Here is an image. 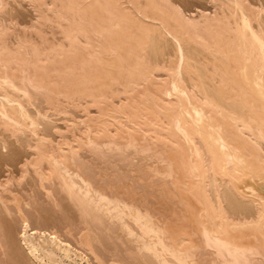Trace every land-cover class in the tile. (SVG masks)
Instances as JSON below:
<instances>
[{
    "label": "bare ground",
    "instance_id": "obj_1",
    "mask_svg": "<svg viewBox=\"0 0 264 264\" xmlns=\"http://www.w3.org/2000/svg\"><path fill=\"white\" fill-rule=\"evenodd\" d=\"M2 3L3 0H0V5ZM219 4L218 8L222 14L215 10L212 15L201 12L195 17L187 16L180 6L170 0H66L63 7L71 11L73 19L70 20L69 28L64 29L67 31L63 30L67 46L61 44L50 48L57 47L55 58H50L48 53L51 52L47 53L37 45H33L32 51L28 52L27 42H22L23 40L19 41L16 48L0 44V85L16 92H20L15 84L18 76L15 75L16 69L24 72L30 66L38 67L39 63L46 61L48 65L43 66L42 74L29 72V79L40 81L41 86L43 79H47L44 75L48 74L49 68L52 70L51 67L54 69L58 64L61 67L54 69H59L56 71L58 76L73 75L65 81L66 86L68 84L70 87L78 82L96 84L100 79L102 81L100 80L99 84L102 86H99H106L107 89L113 83L122 86L119 92L117 89L113 91V85L109 92L100 91L97 94H90V91L88 94L83 87L82 90H72L75 93L82 91V94L84 90V93L93 97L92 103L100 105L98 116L89 118L86 112L88 109L84 107L86 120L80 121L83 124L80 136L71 133V138L66 142H57V146L51 145L52 147L49 145L50 148L46 147L48 149L37 146V157L30 163L40 181L60 176L64 181V188L79 194L83 203L87 201L90 205L92 202L100 209L105 205V210L109 212L123 213L124 208L129 209L130 216L145 236L153 234L156 237V242L154 239L151 241L153 244H148H151L152 250L161 249L160 258L163 257V262H167L166 256L170 254V257L177 259L176 262L179 261L180 264H191L189 260L186 261L187 253H184L192 249L193 240L189 231L187 232L188 229L180 226L178 229L168 230L163 225L155 226L151 219L143 222L142 215H145L132 206L133 204L120 203L117 199L106 197L107 195L96 190L82 176L78 177L84 185H78V181L70 177L67 162L76 153V149L81 148L83 144L94 143L97 138L126 134L132 139H137L139 134H143L163 145L167 150L165 153L171 154L168 153V157H171L172 164L178 167L177 173L184 174L177 178L184 188H180L183 192H178L188 196L187 200H181L189 202L186 204L189 212L196 208L194 214L190 212L191 217L194 215L195 220L198 219L196 216L203 217L197 220L195 226L201 230L196 231L203 233L206 243H214L222 256L231 255L236 264H250L248 254L257 253L261 249L264 253V198L258 195L256 188L258 181L264 184V28L263 23L258 24V28L253 27L254 14L241 0H222ZM164 36H169L175 42V60L167 64H160V61H141L146 45L150 41L154 43V40H159L156 41L158 44L155 42L157 45L162 44L160 40ZM192 42L202 46L204 51L215 57L212 62H205L208 73L206 77L205 72L200 71L204 63H199L201 66L199 65L198 69L199 66L194 64L198 61L197 58L194 60L195 57H191L187 51L188 43ZM37 69L41 68L34 70ZM160 71L165 74L164 78L156 76ZM108 77L110 83L107 86L103 79L104 82L105 78L108 81ZM205 79L214 84L206 86ZM49 80L51 82L52 78L49 77ZM10 94H4L2 98L5 100H0V115L4 125L9 124L11 127L15 124L19 129L24 128L25 121L22 120L28 117L33 126L29 131L36 135L35 116L34 120L31 119V116H28L30 112L24 110L26 107L24 108L20 98H15L14 94L11 98ZM1 95L3 96V93ZM113 98L118 99V102L113 101ZM14 102L18 104L17 108L9 109L8 106H12L10 103ZM71 123L75 126L80 124L76 119ZM40 139L37 138L39 143ZM168 157L170 165L171 160ZM175 165L171 176L176 171ZM167 169L168 167L166 171ZM153 170L160 172V168ZM222 184L241 199H250L254 203V211L242 215L243 217L231 215L224 207L218 189ZM210 186H216L213 193L209 191ZM262 188L264 189L263 185ZM197 203L199 206L196 207ZM190 205L194 209H191ZM29 227L26 217L23 218V243L36 262L84 264L87 257L85 254L91 253L97 264H101L88 235L81 236L77 241L83 248V252L78 254L70 242L65 243L60 239L54 229L45 233ZM165 234H169L170 241ZM165 237L171 243H166ZM246 237H253V240L259 238L260 243L249 242ZM146 248L150 249V245ZM43 252L46 253L45 258L49 257L50 261H43Z\"/></svg>",
    "mask_w": 264,
    "mask_h": 264
},
{
    "label": "rangeland",
    "instance_id": "obj_2",
    "mask_svg": "<svg viewBox=\"0 0 264 264\" xmlns=\"http://www.w3.org/2000/svg\"><path fill=\"white\" fill-rule=\"evenodd\" d=\"M36 1L37 0H3L2 5H0V31L4 33L0 32V44L10 48H16L19 41L23 40L22 42L28 43H26V50L28 52L32 51L33 45H37L41 50L47 53L51 52L48 53L50 58H55L57 47H55V49L50 48L61 44L67 46V40L64 38L67 30L64 29L69 28L71 24L70 20H72L73 17L71 11L63 7L66 0ZM170 1L180 6L187 16L196 17L198 13L200 14L201 12L212 15L215 10H217L218 13H223L220 8H218L222 0ZM241 2H243V5L254 14L253 19L255 20L252 21L253 27L258 28L260 23L261 25L263 23L262 26L264 28V0H241ZM226 12L228 13L229 11L226 10ZM81 39L83 40V38ZM156 41L159 42V40ZM156 41L154 40V43ZM160 41L163 47L161 43H159V45L161 44L160 47L157 45V42V44H154L152 41L146 45L145 51L143 50L141 61L146 60V62L150 61L151 63L160 61V64H167L175 60V42L169 36L162 37ZM188 45V53L192 55L191 57H195L193 58L194 60L196 58L198 60H196L197 62L193 61L194 64L201 66V64L204 63L200 71H202V73L205 72L206 77L208 73L207 69H205V62H212V59L215 58L214 55H209L208 52L202 49V46L200 47L193 42L188 43ZM41 64L39 63L40 67H35L36 65L34 64L35 66H30L29 69L24 70V72L16 69L18 74L14 70L15 75H18L15 79V84L18 87L17 91L19 90L20 92H16V90L11 88L9 89L5 85H2L3 87L0 85L1 101L5 100L2 98L4 94L13 92L12 94H14L15 98H20V102L23 103L24 108L26 107L24 110H27V113L30 112L29 115L26 114L31 116V119H33L34 116L36 118H34L36 120V125L34 127L36 135H34L29 131V128L31 130L33 129V126L31 124L32 121L30 122L28 117L22 120V122L25 121L23 122V124L25 123V127L19 129L15 124L11 127L9 124L7 126L4 125L3 118L0 115V264H41V262H36L32 256H30L23 243V218L25 217L29 223V229L45 233L51 232L54 229V231H57L60 239L65 241V243L70 242L73 250H75V252L77 251L76 253L78 254L79 252H83V248L77 244V241L85 234L88 235L95 253L98 255V258H100L101 264H112L113 262H123L126 264H166L168 261V264H180L179 261L176 262L177 259L175 260L173 257H170V254L166 256V259H168L167 262L162 261L163 257L162 259L160 258L161 252L159 251L161 249H153L155 250L153 251L151 249V244H148L149 242L152 243L151 241H154V239L156 242V237L153 234H148V237L145 236L141 228L138 227L132 219V216H130L129 209H125L122 206L124 208L123 213H118L117 211L109 212L105 210V205L100 209L99 206V208H97L92 202H90V205L87 201L83 203L84 201H80L79 194L64 188V181L60 176L53 177V179L49 178V180H41L42 182L40 181V178L31 166L32 163H30V161L35 160L37 146L41 147V149H48L53 145L57 146V142H66L68 138H71V133L80 136L81 130L83 131V124L82 122L80 123V121L83 119L86 120L85 113L87 112L89 118H95V116H98L97 114L100 110V105L97 103L95 104V102L92 103L93 97H90V95H88L89 93L97 94L100 91L109 92L113 85H115L112 87V89L114 88L113 91H116V89L117 92H119L118 90H122V86L116 83L108 86L110 83L109 77L108 81L105 78L106 83L103 79V83L109 87L108 89L106 86L101 87V83L99 84L101 79H98L99 81L95 82L96 84H94V82L92 84L90 82L78 84V82L77 84L74 83L70 85V87L68 84L66 86L65 81L73 75H63V79V76H58L59 74L57 72L59 69L58 71L54 69L57 67L60 68V64H58L57 67L54 66V69L51 67L52 70L49 68L48 74L44 75L47 79H43L44 82H41V86L39 85L40 81L29 79L30 73L36 72L40 74L41 71H44L42 69L43 66L48 65L47 61L45 63L41 62ZM197 65H195V67ZM200 66L197 68L199 69ZM36 68L41 69L34 70ZM53 71H57V74ZM156 74L158 78H164L165 75L162 71ZM49 77L52 78L51 82ZM28 79L31 82H28ZM206 79L208 80V78ZM206 79V86L209 84L212 86L214 84V82H212L213 84L209 83ZM55 82L57 83L55 84ZM35 83L37 84L36 86ZM43 83H45L44 86ZM57 85L60 87H57ZM21 87L24 90L21 89ZM82 87L85 88L86 93L90 92L86 94L83 90L82 94V91H79L80 93L72 91L76 88L81 89ZM51 89L55 91H51ZM2 93L3 96L1 95ZM12 94L9 95L11 98L14 97ZM117 100L118 99L113 98V101L118 102ZM10 104H12V106L10 105L9 107V104L7 106L9 109L11 108V110L12 107L15 109L18 105L17 103L15 104V102ZM84 107L88 109L86 112H84V109H86ZM73 119H76L80 124L76 126L73 125V123H71ZM26 125H28V127ZM37 134L41 138L40 141L42 143L37 141V138H39ZM113 135L114 134L97 138L98 140L96 139L94 143H86L81 145V148L78 150L76 149V153H72L73 155H71L73 157L71 156V159L69 158L67 162L70 177L78 181V185H84L78 177L82 176L93 185L96 190L98 189L100 192L102 191L105 196L107 195L106 197L117 199L120 203L126 202L125 204H133L132 206H135V208L141 211V214L145 215H142V219L144 218L143 222L146 221V219H151V223L155 226L163 225V227L168 230H175L180 226H183L182 228L186 227L188 230L185 229L187 232L189 231V235L193 241H191L192 249L190 248L191 250L188 249V251L186 250L184 253L188 254L190 252L188 256L191 257L189 258L187 254H185V257L186 261L189 260L191 264H233L234 260L232 256H222L218 248L213 245L214 243L212 244L207 241V244L203 233L199 232L201 230L196 227L197 220L203 217L201 215L200 217L196 216L198 217L196 220L194 215L191 217L192 215H190V212L194 214L196 208L194 209L193 206L191 207L190 205L191 209L193 208L194 210L189 212V207L186 205L189 202H183L184 200H181L188 199V196L182 193L183 190L181 189L183 185L180 184L177 179L178 177L181 178L184 174L182 173V175H180L181 172L178 174L177 172L179 169L174 164L176 175L175 172H173L174 177L171 176L174 165L170 159L171 157H168L169 152L167 154L165 153L167 150L163 148L164 146L159 145L160 143H156V141L152 139L150 140L148 137L146 138L143 134H139L137 139L136 137L133 138L135 140L128 137L126 134L118 137H114L115 135ZM4 148H7V152L3 151ZM169 155L171 154L169 153ZM166 156L171 160L173 166L171 164L169 165L170 161L168 162ZM43 165L46 167V163ZM171 166L172 168L169 170ZM167 167L168 169L166 171ZM151 168L156 170L160 168V172L158 171L159 173H157ZM163 169H165L164 172H162ZM22 177L23 179H21ZM258 184L259 185L256 187L259 191L258 195L264 198V189L262 188L264 184L262 181H258ZM178 185H180L179 188ZM215 187L210 186L209 191H214ZM218 189H220L219 191L222 195L224 207L231 215L243 217L242 215H248L254 211L255 206L250 199H241L227 190V187L225 185L223 186V184ZM68 190L73 194L71 195ZM178 191H182V194ZM196 205L199 206L198 203L195 204V206ZM19 209L21 212H19ZM191 218L194 219L192 220ZM196 229L199 231H196ZM168 235L165 234V236ZM250 237H246V240L249 239V242H259V238H256L258 240H253L254 236L252 239ZM164 240L167 241L166 243H171L169 242V236V241L167 238ZM149 245L150 249L146 248L149 247ZM261 250H256L259 253L255 252L248 254L249 258L248 256L247 258L250 264H264V253L261 252ZM43 254V261H50L48 259L49 257H46L48 260L45 258L46 253L43 252ZM86 255L87 257L84 260V264H88L87 262H89V264L98 263L91 253H86L85 256ZM87 259L89 261L86 262ZM186 264L190 263L186 262Z\"/></svg>",
    "mask_w": 264,
    "mask_h": 264
},
{
    "label": "snow or ice",
    "instance_id": "obj_3",
    "mask_svg": "<svg viewBox=\"0 0 264 264\" xmlns=\"http://www.w3.org/2000/svg\"><path fill=\"white\" fill-rule=\"evenodd\" d=\"M3 151L4 152H7V148H4ZM25 166H27V165H25ZM21 179H23V177Z\"/></svg>",
    "mask_w": 264,
    "mask_h": 264
}]
</instances>
